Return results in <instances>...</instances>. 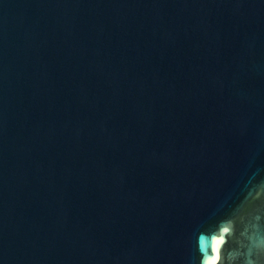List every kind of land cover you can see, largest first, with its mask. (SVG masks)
I'll return each instance as SVG.
<instances>
[{
  "label": "water",
  "instance_id": "1",
  "mask_svg": "<svg viewBox=\"0 0 264 264\" xmlns=\"http://www.w3.org/2000/svg\"><path fill=\"white\" fill-rule=\"evenodd\" d=\"M264 264V0H0V264Z\"/></svg>",
  "mask_w": 264,
  "mask_h": 264
},
{
  "label": "bare ground",
  "instance_id": "2",
  "mask_svg": "<svg viewBox=\"0 0 264 264\" xmlns=\"http://www.w3.org/2000/svg\"><path fill=\"white\" fill-rule=\"evenodd\" d=\"M212 250H213V255L207 259V261H206L207 264H210V263L212 262V260H213V259L215 258V256H216L217 249H216V246H215V245L212 246Z\"/></svg>",
  "mask_w": 264,
  "mask_h": 264
}]
</instances>
